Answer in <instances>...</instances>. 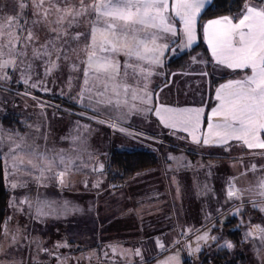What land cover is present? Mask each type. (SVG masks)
I'll use <instances>...</instances> for the list:
<instances>
[{
    "label": "snow or ice",
    "instance_id": "snow-or-ice-1",
    "mask_svg": "<svg viewBox=\"0 0 264 264\" xmlns=\"http://www.w3.org/2000/svg\"><path fill=\"white\" fill-rule=\"evenodd\" d=\"M211 3L212 0H32L35 18L29 22L25 19V10L29 7L27 0H19V13H15L17 4L13 0L14 14L0 18V81L11 80V70L13 74L19 71L21 81L28 84L36 60H41L45 74H50L59 67L60 59L70 61L68 53L75 51L71 42L84 38L85 59L81 61L84 83L79 93L80 101L88 99L90 105L115 103L117 107L127 106L126 97L131 92L133 101L151 105L153 94L148 91V81L153 75L152 69L163 66V58L177 39L186 41V47L195 42L198 19L202 10ZM82 20H87L90 30L77 31L70 36V30L79 27ZM45 29L41 43L39 32ZM203 35L216 65L242 71L244 75L219 86L216 92L218 103L207 116L206 130H201L203 108L158 106L155 115L165 127L187 133L197 144L225 146L230 141H238L250 150H264V4L258 0H244L237 15L207 21L203 25ZM162 40L167 42L161 43ZM30 48L31 60L28 57ZM53 51L55 60L51 59ZM172 51L175 52L174 49ZM120 54L125 57L123 62L117 58ZM71 68L80 70V66L74 63ZM129 81H135L137 86L133 87ZM141 81L143 88L139 87ZM31 87L37 85L33 83ZM121 93L125 99H121ZM92 110L96 111V108ZM139 110L135 104L129 109L130 112ZM111 126L116 127L115 124ZM17 137L18 133L0 129V147L5 141L8 144V150L0 154L5 180L12 190L25 189L34 183L37 195L34 198L25 195L18 201L13 199L9 206L21 213L27 208L30 218L36 220L51 215H67L70 211L68 202L60 205L43 199L39 189L46 188L53 181L61 188L67 187L68 176L84 165L77 166L78 158L66 156L63 151L50 154V150H41L35 141L29 143L24 137ZM169 159L175 158L170 156ZM103 167L101 164L93 170L99 171ZM248 171L255 173L257 166L252 165ZM256 187L261 197L259 204L264 205V176L257 179ZM226 195L228 200L242 197L232 180L227 185ZM257 206L258 203L253 202V207ZM260 210L264 211V207ZM239 212L240 208H237L233 214ZM11 219L8 217L4 222L2 232L5 238L10 237V248L16 246L21 238L19 229L14 233L7 229ZM195 231L199 232L198 229ZM244 237L245 241L249 237L258 239L264 249V227L261 225H253ZM196 239L206 246L217 241V237L209 236L207 230ZM32 242L39 247L38 239L29 241ZM66 246L57 243L55 247ZM157 246L164 248L159 241ZM218 247L231 250L234 245L225 241ZM200 250L197 244L190 252ZM40 251L49 250L41 247ZM135 254L140 255L139 250ZM158 264H180L179 255L169 256Z\"/></svg>",
    "mask_w": 264,
    "mask_h": 264
},
{
    "label": "crops",
    "instance_id": "crops-1",
    "mask_svg": "<svg viewBox=\"0 0 264 264\" xmlns=\"http://www.w3.org/2000/svg\"><path fill=\"white\" fill-rule=\"evenodd\" d=\"M259 3H263L264 0H258ZM19 0H16L17 4V13L20 12V9L18 7ZM27 3L29 7L25 10L27 14H29V11L31 9L32 0H27ZM9 6L14 8L13 0H0V8L3 9V11H7L5 7ZM208 6V5H207ZM206 6V7H207ZM206 9V8H205ZM204 9V10H205ZM202 10V13L203 11ZM240 12V11H239ZM238 12V13H239ZM236 13L235 15H237ZM233 15V16H235ZM27 16V15H26ZM32 16V15H29ZM209 21V20H208ZM207 23V21L202 23V31H201V38L204 41V35H203V25ZM41 36V43H43V35ZM198 32L196 35L195 42L190 46L186 47L184 46L186 44V41L182 39H177L176 43L171 45V49H169L165 55L164 64L163 66H157L152 69L153 75L149 78L148 81V91L153 94V100L151 105H143L139 102V100L133 101L131 99V92L128 93V96L126 97L128 101V105L124 106L121 105L120 107H117L115 103L113 104H91L88 99H84L82 102L79 99V93L81 91V87L83 86V71L81 66V60L82 56L84 55L83 49L78 45L79 42L73 43L71 42V48L75 49V51H69L68 55L70 56V67L66 68L67 70L71 68V64H76L80 66V70H78V73L76 74V78L74 80V85L68 83L67 80H64V77H69L68 72H64L62 74L54 73V76L56 77L55 80L53 79H41L39 82L36 83L37 87L33 88L31 87V84H33V81H29L28 84H25L20 79V72L16 71L14 73L15 78L11 81H7V84L17 86L19 89H21L24 96L27 97L29 102H32L34 104V101L36 100H53L57 103L64 104L70 107L79 106V108H84L90 112H93L94 114H98L105 118H111L116 121L117 128L113 129L112 131H108L107 129L91 124V123H84L81 122L75 118L65 116L67 118H72L73 120L65 121L61 116V114H58L50 109H41V108H35V107H27L31 111L29 114H27L25 118H23L21 115L16 116H10V118H14L11 120L10 126L17 127L18 132L21 133V135L25 136V133L27 131V125L28 123L31 124V119L33 120L34 127L36 126L35 117L39 118L42 121V125L40 124L41 135L40 140L36 142L37 145L43 149L50 150V154L58 152V150L62 149L64 150V154L66 156L72 157V158H78L76 159L77 166L84 165L86 167L80 168L81 171H73L68 176V186L61 188L58 184H56L54 181L50 182L48 186L41 187L39 189V193L41 195V198L47 199L48 201H54L57 202L60 205H63L64 202H68L70 211L67 215H51L46 218H43L41 220H38L36 223V219H31L30 215L27 211V208H25L24 212L21 213L17 210L15 215H11L13 222L11 220L7 224V229L10 232H17V230H20V241L16 246L9 247L10 243V237L6 238L7 242V252L4 254V249H0V264H99L98 261H101V264H151L153 262H156L158 259L162 258L165 254H167L169 251H173L176 248H174V245L176 244V239L174 234L172 233L171 236L173 239L167 242H162L164 244V248L159 249L157 246V237L151 239L150 237H144L141 235V237H138L137 234H143L144 230H147L145 226L147 224L146 221L140 219V212L137 215L136 213L133 216H130L135 222L132 223L131 220H128L129 227L126 229V232L122 237H120L121 230L119 232H116L115 227V221L112 220H106L103 223V237L101 239V227H100V234L98 237V243L95 240L96 230H95V224L93 223V219L95 218V211L96 207H100V203L103 207V210H107V206L109 204H114L119 197V193L116 192L115 189L111 188V184L108 181L107 177V168L106 165L109 163V160L111 158V155L113 152H124L120 148L115 151V148H118L115 144V138L116 136L110 132H113L117 129H132L135 132H142V129L145 125H156L160 128V131H158V135L163 132V130L170 131L171 134H174L176 136L178 132L181 131H175L172 129H169L165 127L163 124H161L159 118L155 115V109L158 106H164V107H171V108H182L180 104H175V97L176 95L180 94L182 89L180 88V84H189L191 81L194 82L196 85L199 83V78L192 76V77H181L180 82L177 84H172L173 79L175 78V71H178V73L184 74L187 71V66L189 62L191 61L193 64H200L201 67H203L204 72L206 73V76L209 79V84L214 88H218L219 85H222L226 83L228 80H235L240 79L244 72L242 71H233L231 69H227L221 66H218L214 63L213 58L211 57V54L208 50V57L202 58V57H192L185 68L180 70H166L165 67V61L166 58L172 57L175 58L182 53L188 51L192 47L196 46L198 44ZM167 42L166 40H162L161 43ZM205 43V41H204ZM206 44V43H205ZM207 47V44H206ZM31 49V48H30ZM172 49L175 50L173 53ZM208 49V48H207ZM54 60L56 59L55 51H53ZM117 58L123 62L125 60V57L120 54L117 55ZM195 58V60L193 59ZM64 59H60L58 61V64ZM35 63L38 62L37 60L34 61ZM39 69L43 70L41 66H43V62L40 61L39 63ZM38 68V67H37ZM59 71V67L57 68ZM172 71V72H170ZM170 73L172 75L170 76ZM250 73V70H249ZM49 76V74L47 75ZM32 77V74H31ZM133 85V87H136L135 81H129ZM140 88H143V81L139 84ZM167 88V92L165 93L167 98L166 100H163L162 98H159L157 93L161 88ZM28 93V94H25ZM12 97V96H11ZM13 99H15L13 97ZM121 99H125L124 94L121 93ZM17 100V99H15ZM190 103L197 104V95L193 93L192 98L189 99ZM207 104V100L204 101L203 108V114L201 119V130L207 129V119L205 117V114H210L212 109L216 107L218 101L215 100L213 104ZM132 104L137 105V107L141 110L139 111H129ZM92 108H96V111H93ZM194 109H197L194 108ZM64 116V115H62ZM208 116V115H207ZM143 120V122H142ZM38 125V124H37ZM87 125V128L84 126ZM31 128V125H28ZM108 131L109 133L99 132L100 130ZM131 133V132H127ZM168 134V133H164ZM51 136V137H50ZM124 135L118 136V138H122ZM173 136V138H174ZM46 137V139H45ZM75 141L73 140V138ZM97 137V138H96ZM126 137V136H125ZM152 138V140H151ZM178 138V137H176ZM181 138H183L181 136ZM123 139V138H122ZM129 139L128 144H131ZM136 143H138V138H132ZM147 140H149L151 143L153 141L159 142V140L152 135H147ZM100 140H103V144H101ZM158 140V141H157ZM233 142V141H230ZM162 143V141H161ZM132 145V144H131ZM122 146V145H120ZM119 146V147H120ZM216 146V145H215ZM222 147V146H220ZM138 148V147H136ZM149 148L153 147H145L141 148L138 151H151ZM155 148V147H154ZM54 149V152L52 151ZM70 149V153H66L65 150ZM57 150V151H56ZM137 151V150H136ZM134 152V151H131ZM197 154L201 153H192L191 155L196 156ZM181 155V154H180ZM206 155H203L202 158L206 161ZM225 157V158H224ZM215 160H229L230 161H236L240 159L238 156H218V157H210ZM204 161V162H205ZM103 164L104 167L102 170L94 171L93 169H98L99 166ZM235 164V163H231ZM145 173V172H144ZM144 175L139 174L137 175L141 179ZM167 181L172 179V175L168 176V174L164 175ZM87 184V186H85ZM97 187H94V185H97ZM117 189V188H116ZM118 193V194H116ZM136 193H138L136 191ZM214 191L211 190V198L210 200H206V206L204 209V220H207L209 214L210 217L204 225H202L199 229L202 230V232L194 235L197 231H189L188 235L186 236V244H187V250L189 254L194 256L196 258L199 254H201L204 251L205 244L203 241H198L196 239L197 235H201L204 233L205 230L208 231V235L212 236L214 235L209 232L210 230L213 231V227L210 229V226H212L211 221L215 218H222L220 216H223V214H229L233 211H236L237 208L244 205L248 202L239 201V199L235 198L234 205L230 207L229 209H226L223 211L222 206L219 204L217 206V201L221 203V198H217L214 195ZM25 195H29L31 197H36L37 195V189L36 185L34 183H30L28 188H25L21 191V193L15 198L17 201L24 197ZM174 195L175 192H171V190H167V195L164 199H162V203L165 205V207L160 206L161 210L157 213V217L160 216L162 219L163 224L168 225V221L174 220V213H175V203H174ZM243 196V195H242ZM134 198V197H133ZM100 199L102 201L100 202ZM143 200V197L141 195H137L136 202H140ZM214 207V210H213ZM74 209V210H72ZM231 210V211H230ZM245 213V214H244ZM244 213L239 212L238 214H233L231 217H238L242 219L243 221L248 219V215L246 214L247 211ZM141 220V223L140 221ZM210 225V226H208ZM257 225V224H255ZM206 226V227H205ZM253 225L247 228H251ZM264 227V223L262 225ZM119 228V227H118ZM198 229V230H199ZM246 230V231H247ZM245 234V233H244ZM216 235H219L216 234ZM214 235V236H216ZM221 236V234H220ZM24 237H27V239H24ZM40 241L39 247L37 246V243L32 242L29 243V241ZM243 240L241 241V245L237 248L238 251L243 255L245 258L247 264H250L253 262V259L249 258L247 256L248 250H246L247 247H249L250 244L254 243L258 239L254 237H249L247 241H245V237L243 235ZM178 241L180 239L177 238ZM66 244V247H60L56 248V244ZM212 243V242H211ZM197 244L200 245L201 250L199 252H190L191 249L195 248ZM46 248L49 251L48 252H42L40 251V248ZM261 247V245H260ZM136 250H139L140 255H136ZM186 250V249H185ZM185 250L176 249L180 261L184 258ZM260 256V255H255ZM59 257V259L57 258ZM249 258V259H248ZM258 264H264L263 261H259Z\"/></svg>",
    "mask_w": 264,
    "mask_h": 264
},
{
    "label": "rangeland",
    "instance_id": "rangeland-1",
    "mask_svg": "<svg viewBox=\"0 0 264 264\" xmlns=\"http://www.w3.org/2000/svg\"><path fill=\"white\" fill-rule=\"evenodd\" d=\"M73 2H78V0H73ZM264 4V2L262 3ZM8 12L2 11L0 12V18L6 17L8 15L14 14V8L5 7ZM17 7H15V13H17ZM1 9V8H0ZM35 10L31 7L29 14L25 16V19H27L29 22H31L32 19L35 17L33 16V12ZM32 15V16H29ZM90 30L87 20H82L80 22L79 27H74L70 30V36L75 35L77 31L79 32H88ZM46 29L39 32V35H45ZM77 41H73L75 43ZM86 41L84 38H81L78 45L84 49ZM28 57L29 60H31L32 57V49L28 50ZM52 60H54V57H51ZM85 59V52L82 56L81 60ZM41 60H37V63L33 62L34 64V71L31 73L32 78L31 81H33L35 84L39 82L41 79H53L55 80L56 77L54 76V73L62 74L64 72H68L69 77H64V80H67L68 83L74 85L73 83L76 78V74L78 71H74L72 69H66L70 67V61L62 60L59 64V71L56 69L55 71L51 72L49 76L45 74V68L44 64L41 66L43 70L39 69V63ZM38 67V68H37ZM172 72V71H170ZM9 73L11 75V80L15 78L14 74L9 70ZM250 74V73H249ZM172 73H170V76ZM198 77L199 83L196 85L194 82H190L189 84H180V88L182 89L181 93L176 95L175 97V104H180L183 106L182 108H188V109H194L197 107L202 108L204 106L205 99L207 100V104L212 101L211 104H213L216 100V92L219 88H213L209 84V79L205 75L203 67H201L200 64H193L191 61L189 62L187 66V71L184 74L178 73V71H175L174 79L172 81V84H177L180 82L181 77ZM9 80V81H11ZM84 83V80H83ZM182 83V82H180ZM220 86V85H219ZM22 90L19 89L17 86H13L10 84H7V82L0 81V129H4L6 131H10L12 133H18L17 139L19 137H24L27 139L29 143H32L33 141L38 142L40 140L41 135V128L40 124L42 125V121L35 117L36 126L33 125V120L31 119V124L28 123L27 125V131L25 133V136L21 135L20 132H18L17 127H11L6 124H4V119L10 118V116H16L21 115L23 118L27 117L26 115L29 114L31 111L26 106L29 107H35V108H41V109H50L58 114V116H61L65 121L73 120L72 118H75L81 122L84 123H90L87 120H84L77 115H67L64 113V110L61 108L62 106H65L64 104L57 103L53 100H36L34 101V104L32 102H29L27 97L23 95L21 92ZM167 88H161L157 95L159 98H162L163 100H166L167 96L166 93ZM17 93L20 94V96L17 95ZM193 93L197 95V104L190 103L189 99L192 98ZM12 96V97H11ZM13 97L15 99H13ZM24 104V105H23ZM50 105L49 107L46 105ZM61 108V109H60ZM75 113H83L87 116H92L95 118H102L107 119L106 123L107 125H111L113 122V119L111 118H105L98 114H94L93 112H90L84 108H78L76 109ZM64 115V116H62ZM207 113L205 114V117L207 119ZM65 116H70L72 118H67ZM14 119V118H13ZM201 119H203L201 117ZM8 122V121H7ZM143 122V120H142ZM6 123V122H5ZM38 124V125H37ZM93 124V123H91ZM96 125V124H95ZM100 126V125H98ZM102 127V126H101ZM104 128V127H103ZM117 128V124L116 127ZM113 128V129H115ZM99 129V128H98ZM99 132H105L109 133L108 131L99 129ZM158 131H160V128L154 124L145 125L142 129V132H135L132 129H124V131H120L119 129L110 132V134H114L116 136L115 138V144L118 148H115V151L117 149H121L124 152H131V151H138L141 148L145 147H153L149 148L151 152L155 153V155L158 158V164L151 170L147 172H143L144 175L147 176L143 177L142 179L135 175L132 177L128 182L125 183L124 186L115 189L116 194L119 195L116 202L114 204H109L107 206V210H103V207L100 203V207H96L95 211V218L93 219V223L95 224V240L98 243V237L100 234V227H101V239L103 237L104 229H103V223L106 220H112L115 221V227L116 232H119L118 229L121 230V233L119 234L120 237L124 235L126 232V229L129 227L128 220H131L132 223L135 221L130 218V216H133L135 213L138 215L140 212V219L147 223L151 222L150 224H147L145 228L147 230L143 231V234H137L138 237L144 236V237H150L154 240L155 237H157L158 241L160 243L167 242L172 238L171 234L173 233L176 241L177 238L180 239L179 243H176L174 245V248L185 250L183 262L182 260L179 262L180 264H215V261L219 257L220 253L222 252H230L233 254L232 256H238L241 253L238 251V247L241 245V243L237 246L234 245L233 249L229 250L226 247H218V245H223L225 241H230V238H228L227 232L228 228H225V224H233L230 228V230H240V239L243 240V235L246 232L247 228L251 225H263L264 223V211L260 210V207H264V205H260L259 201L261 200V197L258 195V188L256 187L257 179L261 176H264V155H260L261 152H264V150L261 149H248L247 147L242 146V144L238 141L229 142V145H225L220 147L219 145H204L202 142L200 144L192 142V139L190 136H188L185 132H178L176 136L174 134H171L168 130H163L161 134H157ZM127 132H131L130 134ZM168 133V134H164ZM124 135L122 138H118V136ZM147 135L155 136L159 142L153 141L151 143L149 140L146 139ZM126 136V137H125ZM174 136V138H173ZM181 136L183 138H181ZM51 137V136H50ZM178 137V138H176ZM97 138V137H96ZM131 144H128L126 142L129 141ZM132 138H138V143H136ZM152 140V138H151ZM157 140V141H158ZM162 141V143H161ZM101 144H103V140H100ZM122 145V146H120ZM120 146V147H119ZM138 147V148H136ZM155 147V148H154ZM8 150V144L7 141H5V144L3 147H0V154L3 152H6ZM54 152V149L52 150ZM57 151V150H56ZM63 151L62 149L58 150V152ZM51 152V151H50ZM65 152L68 154L71 152L70 149L65 150ZM201 153L200 155L197 154L196 156L191 155L192 153ZM181 154V155H180ZM203 155H206V161L203 157ZM174 157L175 159L170 160L169 157ZM218 156H238L240 159L236 161H230L229 160H215L210 157H218ZM0 158L3 157L0 155ZM225 158V157H224ZM205 161V162H204ZM235 164H231V163ZM252 165L257 166V171L253 173L252 171H248L251 169ZM86 166H82L80 168H84ZM109 163H107L106 168L108 170ZM81 171V170H79ZM78 171V172H79ZM165 174H168V176L172 175V179L167 181L165 178ZM235 178V179H232ZM12 179H15V177H12ZM232 180V183L235 185V187L242 193L241 199L239 201L248 202L244 205L240 206V212L244 213L247 211L248 219L243 221L242 219L236 217H231L233 213H236V211L230 212L229 214H223V216H220L222 218H215L211 221L212 226H210V229L213 227V231H209L212 235H216L217 241H213L210 246H205L204 251L199 254L196 258H192V256L189 254L187 250V244H186V236L189 233V229H192L191 231H195L196 229H199L206 221H208L210 214L207 218V220H204L205 214L204 209L206 206V200H210L211 198V190H213L215 193L214 195L217 198H221V203L217 201V206L219 204L222 206L223 211L226 209H229L234 205L235 198L232 200H228L226 195V189L229 181ZM5 187L7 191L9 192V198L7 203V212H6V219L10 217L11 215H15L17 210L13 207H10V201L15 199L23 189H16L12 190L9 186L7 181L5 180ZM167 190H171V192H175L174 195V203H175V213H174V220L168 221V225L161 223L162 219L160 216L157 217V213L160 212L161 207H165V205L161 202L162 199L165 198L167 195ZM136 191L138 193H136ZM141 195L143 197V200L140 202H136L137 195ZM134 197V198H133ZM206 199V200H205ZM102 199H100V202ZM253 202H257L258 206L253 207ZM166 208V207H165ZM214 210V207H213ZM231 211V210H230ZM245 214V213H244ZM141 220L140 223H141ZM13 222V219L11 220ZM38 220H36V223ZM119 227V228H118ZM206 227V226H205ZM4 230V226H3ZM203 228L199 232H195L194 235L202 232ZM3 232V231H2ZM184 232H187V234H183ZM221 234V236H220ZM202 235V234H201ZM212 235V236H214ZM164 245V244H163ZM159 248V247H158ZM0 249H4L3 253L5 254L7 252V242L6 238L1 234L0 237ZM161 249V248H159ZM169 251L167 254H165L162 258L158 259L156 262H153L151 264H158L159 261L165 260L167 257L176 255L177 251ZM248 250L247 256L251 259H253V262L250 264H258L259 261L264 262V249L260 247L259 240L255 241L254 243L250 244L249 247L246 248ZM242 255V254H241ZM260 255V256H255ZM243 256V255H242ZM248 258V259H249ZM245 260V258H244ZM97 263L101 264V261H98ZM239 264V263H237ZM245 264H247L245 260Z\"/></svg>",
    "mask_w": 264,
    "mask_h": 264
},
{
    "label": "trees",
    "instance_id": "trees-1",
    "mask_svg": "<svg viewBox=\"0 0 264 264\" xmlns=\"http://www.w3.org/2000/svg\"><path fill=\"white\" fill-rule=\"evenodd\" d=\"M244 5V0H212V3L206 7L198 19V44L181 55L172 58H166V70H180L186 67L192 57H208V49L201 38L202 23L208 20L216 19L222 16H233L238 13ZM74 108V107H71ZM12 118H5L4 124L10 126ZM8 121V122H7ZM6 122V123H5ZM2 158H0V237L3 231L6 219L7 203L9 192L5 187L4 170L2 167ZM158 164V158L151 151L134 152H113L109 160L107 170L108 181L111 185L124 186L135 175L142 174L153 169ZM233 224H225L228 228L227 237L234 245L241 243L240 230H230ZM230 252H222L215 261V264H245L244 257L240 254L232 256ZM185 264V263H184Z\"/></svg>",
    "mask_w": 264,
    "mask_h": 264
},
{
    "label": "built area",
    "instance_id": "built-area-1",
    "mask_svg": "<svg viewBox=\"0 0 264 264\" xmlns=\"http://www.w3.org/2000/svg\"><path fill=\"white\" fill-rule=\"evenodd\" d=\"M17 95L20 96L19 93H17ZM46 106L49 107L50 105L47 104ZM61 108L64 110V113L67 114V115H70V116L77 115L78 117H80V118H82L84 120H87L90 123H93V124H96V125H100V126L104 127L105 129H108V130H113V128H115V127H112L111 125H113V124L116 125L117 124L116 121L113 120L112 124L108 126L107 125L108 123H106L107 119L95 118V117H92V116L84 115L83 113H75V111L78 108V106H75L74 108H71V107H68V106L65 105V106H62Z\"/></svg>",
    "mask_w": 264,
    "mask_h": 264
},
{
    "label": "water",
    "instance_id": "water-1",
    "mask_svg": "<svg viewBox=\"0 0 264 264\" xmlns=\"http://www.w3.org/2000/svg\"><path fill=\"white\" fill-rule=\"evenodd\" d=\"M120 187H122V185H111V188L113 189L120 188Z\"/></svg>",
    "mask_w": 264,
    "mask_h": 264
},
{
    "label": "bare ground",
    "instance_id": "bare-ground-1",
    "mask_svg": "<svg viewBox=\"0 0 264 264\" xmlns=\"http://www.w3.org/2000/svg\"><path fill=\"white\" fill-rule=\"evenodd\" d=\"M67 106V105H66ZM68 107H70V106H68ZM70 117V116H69ZM12 118V117H11ZM13 119V118H12ZM112 131V130H111Z\"/></svg>",
    "mask_w": 264,
    "mask_h": 264
}]
</instances>
